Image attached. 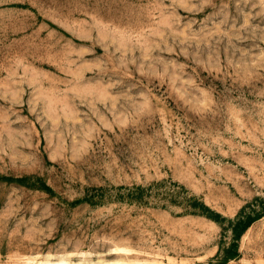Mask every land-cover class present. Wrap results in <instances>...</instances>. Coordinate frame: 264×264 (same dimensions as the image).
I'll return each instance as SVG.
<instances>
[{
	"label": "rangeland",
	"instance_id": "1",
	"mask_svg": "<svg viewBox=\"0 0 264 264\" xmlns=\"http://www.w3.org/2000/svg\"><path fill=\"white\" fill-rule=\"evenodd\" d=\"M0 264H264V0H0Z\"/></svg>",
	"mask_w": 264,
	"mask_h": 264
},
{
	"label": "bare ground",
	"instance_id": "2",
	"mask_svg": "<svg viewBox=\"0 0 264 264\" xmlns=\"http://www.w3.org/2000/svg\"><path fill=\"white\" fill-rule=\"evenodd\" d=\"M62 261V260H61Z\"/></svg>",
	"mask_w": 264,
	"mask_h": 264
}]
</instances>
